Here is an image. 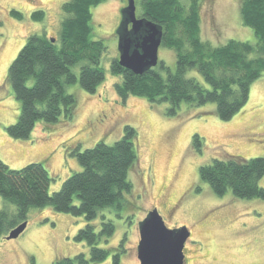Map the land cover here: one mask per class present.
I'll use <instances>...</instances> for the list:
<instances>
[{"label": "rangeland", "instance_id": "rangeland-1", "mask_svg": "<svg viewBox=\"0 0 264 264\" xmlns=\"http://www.w3.org/2000/svg\"><path fill=\"white\" fill-rule=\"evenodd\" d=\"M66 1L0 0V136L9 139L0 137V160L14 170L43 162L53 178L48 188L52 194L81 170L74 157L65 156L64 146L83 151L98 142L112 145L123 136L124 127L131 126L137 134V161L128 173L132 184L129 199L135 208L127 213L122 210V218L113 209L98 214L92 222L96 231L101 227V215L115 226L108 242L100 246L118 249L123 240L119 264H138L137 226L150 210L156 209L168 228L185 226L191 231L186 246L190 264H264V200L238 199L230 190L215 196L199 178V168L213 159L264 157V73L251 84L245 106L228 121L217 117L213 103L200 107L183 104L175 116H168L166 104L152 105L134 96L122 101L115 90L121 77L110 73L109 64L118 56L114 32L123 1L105 0L92 8V38L103 40L107 46L100 62L104 81L94 93L84 91L78 81L66 87L76 99L74 117L65 121L60 118L47 132L39 121L27 140L7 134V127L16 122L20 112V104L6 82L8 66L28 36L59 37L65 18L61 6ZM240 3L202 0L200 39L212 46L228 40L255 44L252 30L241 20ZM10 11L20 13L22 18H12ZM35 12H43L42 20H33ZM158 58L169 70H175L173 50L160 46ZM82 64L72 69L77 78ZM188 75L200 80L194 71ZM196 135L200 152L192 146ZM260 185L264 187V177ZM3 208L15 212L14 205L0 197ZM25 222L26 228L17 238L0 239V264H52L57 258L89 255L87 244L74 238L85 226L83 217L58 213L50 207H31ZM97 264H113V252Z\"/></svg>", "mask_w": 264, "mask_h": 264}, {"label": "trees", "instance_id": "trees-1", "mask_svg": "<svg viewBox=\"0 0 264 264\" xmlns=\"http://www.w3.org/2000/svg\"><path fill=\"white\" fill-rule=\"evenodd\" d=\"M104 1L67 0L61 6L65 18L54 42L45 35L27 37L6 75V82L20 104L16 122L7 127L11 138L29 139L39 121L45 124L47 132L60 118L71 120L76 99L67 93L66 87L78 81L84 91L94 93L104 81L100 62L107 46L103 40L92 38V8ZM201 2L136 0L138 15L162 27L161 46L174 51L176 67L172 72L161 60L155 68L138 76L120 66L118 56L112 58L109 70L121 77L115 90L122 101L134 96L152 105L166 104L168 116H175L183 104L200 107L213 103L222 121H228L245 106L251 84L264 73V0H241L239 8L241 20L252 30L256 43L228 40L219 46L199 37ZM9 14L16 20L22 18L16 11ZM32 18L42 20L43 12L33 13ZM79 63L83 64L77 78L72 69ZM191 71L200 80L188 75ZM136 138L135 129L127 125L123 136L112 145L98 142L83 151L76 146H64L65 156L74 157L81 170L52 194L48 188L53 178L43 162L14 170L0 160V197L15 207L14 213L0 209V239L26 221L29 208L50 207L58 213L84 218L85 226L74 238L89 248L88 256L78 253L57 258L52 264H97L112 252L113 264H119L123 240L118 249L100 246L113 235V221L101 215L98 231L92 222L104 210L113 209L122 218V210L127 213L135 208L129 199L132 184L128 173L137 161ZM192 146L200 152L199 136H194ZM263 177L264 157L213 159L199 168L200 180L215 196L230 190L238 199L264 200V187L260 185Z\"/></svg>", "mask_w": 264, "mask_h": 264}, {"label": "water", "instance_id": "water-1", "mask_svg": "<svg viewBox=\"0 0 264 264\" xmlns=\"http://www.w3.org/2000/svg\"><path fill=\"white\" fill-rule=\"evenodd\" d=\"M119 10L120 20L115 35L120 66L135 75H143L159 63L163 29L160 25L138 17L136 0H123ZM54 42V39H51ZM26 228V222L18 225L4 239L17 238ZM139 240L136 256L139 264H183V247L190 233L185 226L169 229L156 209L150 210L139 221Z\"/></svg>", "mask_w": 264, "mask_h": 264}, {"label": "flooded vegetation", "instance_id": "flooded-vegetation-1", "mask_svg": "<svg viewBox=\"0 0 264 264\" xmlns=\"http://www.w3.org/2000/svg\"><path fill=\"white\" fill-rule=\"evenodd\" d=\"M123 1V0H122ZM137 14V16L140 18L141 16H139L138 15V13H136ZM119 20H120V18H119ZM118 24H119V21L117 22V26H118ZM117 26L115 27V29L117 28ZM176 228H179V227H176ZM169 229H174V228H169ZM189 233H190V236H189V238L191 237V231L189 230ZM188 238V239H189ZM188 239L186 240V242H185V244H184V247H183V255H184V261H183V264H190V259L187 257V248H186V246L188 245ZM138 264H139V262H138ZM251 264H258V262H256V263H254V262H252Z\"/></svg>", "mask_w": 264, "mask_h": 264}, {"label": "crops", "instance_id": "crops-1", "mask_svg": "<svg viewBox=\"0 0 264 264\" xmlns=\"http://www.w3.org/2000/svg\"><path fill=\"white\" fill-rule=\"evenodd\" d=\"M0 137H3L4 139H6V140H8L9 141V139L7 138V136L5 135V136H0Z\"/></svg>", "mask_w": 264, "mask_h": 264}]
</instances>
